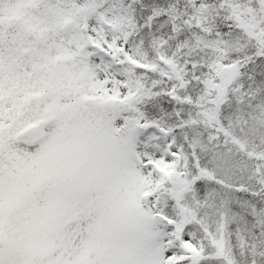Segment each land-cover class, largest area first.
I'll return each mask as SVG.
<instances>
[{
    "label": "snow or ice",
    "instance_id": "obj_1",
    "mask_svg": "<svg viewBox=\"0 0 264 264\" xmlns=\"http://www.w3.org/2000/svg\"><path fill=\"white\" fill-rule=\"evenodd\" d=\"M0 264H264V0H0Z\"/></svg>",
    "mask_w": 264,
    "mask_h": 264
},
{
    "label": "rangeland",
    "instance_id": "obj_2",
    "mask_svg": "<svg viewBox=\"0 0 264 264\" xmlns=\"http://www.w3.org/2000/svg\"><path fill=\"white\" fill-rule=\"evenodd\" d=\"M164 1H165V0H163V2H164ZM184 2H185V0H181V6H183ZM164 3H166V2H164ZM193 95H195V91H193ZM231 111H232V108H229V107H227V106L225 107V114H226V115H228L229 113H231ZM256 143L259 144V143H260L259 140H257Z\"/></svg>",
    "mask_w": 264,
    "mask_h": 264
},
{
    "label": "trees",
    "instance_id": "obj_3",
    "mask_svg": "<svg viewBox=\"0 0 264 264\" xmlns=\"http://www.w3.org/2000/svg\"><path fill=\"white\" fill-rule=\"evenodd\" d=\"M157 2H159V0H157ZM164 2H166V3H167V2H168V0H165ZM165 99H166V98L162 99V100H161V103H164V102H165Z\"/></svg>",
    "mask_w": 264,
    "mask_h": 264
}]
</instances>
